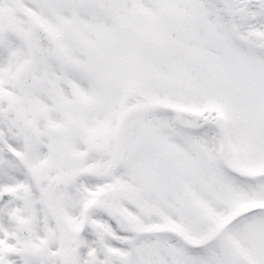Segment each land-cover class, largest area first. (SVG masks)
Wrapping results in <instances>:
<instances>
[{"label":"snow or ice","instance_id":"snow-or-ice-1","mask_svg":"<svg viewBox=\"0 0 264 264\" xmlns=\"http://www.w3.org/2000/svg\"><path fill=\"white\" fill-rule=\"evenodd\" d=\"M0 264H264V0H0Z\"/></svg>","mask_w":264,"mask_h":264}]
</instances>
